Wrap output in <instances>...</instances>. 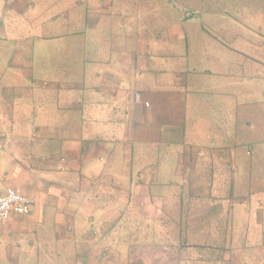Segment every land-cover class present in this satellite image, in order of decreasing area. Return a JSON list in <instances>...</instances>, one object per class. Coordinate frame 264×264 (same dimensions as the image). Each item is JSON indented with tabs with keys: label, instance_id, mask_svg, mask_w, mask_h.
<instances>
[{
	"label": "crops",
	"instance_id": "1",
	"mask_svg": "<svg viewBox=\"0 0 264 264\" xmlns=\"http://www.w3.org/2000/svg\"><path fill=\"white\" fill-rule=\"evenodd\" d=\"M234 1L0 0V193L34 200L0 222V264H264V228L240 244L231 231L230 201L256 194L226 191L231 143L264 120V81L211 97L218 75L222 94L247 84L229 38H264V0Z\"/></svg>",
	"mask_w": 264,
	"mask_h": 264
},
{
	"label": "rangeland",
	"instance_id": "2",
	"mask_svg": "<svg viewBox=\"0 0 264 264\" xmlns=\"http://www.w3.org/2000/svg\"><path fill=\"white\" fill-rule=\"evenodd\" d=\"M226 1L231 3V4L235 3L234 0H226ZM238 2L239 1H236V3H238ZM36 3H37V1H36ZM262 3H263V0H262ZM256 4H258V1H256ZM63 5H64V7H67V5L65 3ZM225 5H228V4H225ZM158 7H162V6H158ZM243 7H244V5L242 3H238V4L234 5V10H236L237 8L241 9ZM183 9L186 10V14H187L188 6L184 5V3L183 4L181 3L182 12H184ZM51 10L54 11L56 14L61 12V10H54V9H51ZM36 11H39V12L43 11V13H44L43 3L39 2V6H37ZM50 14L51 13H50V8H49L48 15H47V17H45V20L43 21L44 23L49 24L48 22L51 20ZM197 15L195 17H197ZM202 20H203V18H199V22ZM258 23L259 22H257V20H254L251 24L258 25ZM262 24H264V21L262 22ZM259 26H261V22H260ZM200 35L202 38H205L204 34H200ZM72 38H73V36L69 40H71ZM189 38L190 39H188V43L193 45L194 44V37L190 36ZM59 40L61 41L62 45H64L66 43V38H61ZM226 40H227V38L225 39V41ZM245 40L246 39H244V38L243 39L233 38L232 40H231V38H229V43L231 45H233L234 47H237L236 49H240V50L244 51V54L239 53V55L242 57V59H240V61L238 63H236V64H239L241 68H237V69L233 68V70H234V72H237V71L240 72L244 69L243 72L246 73L244 76V79L248 78V80L246 81L247 84L246 85L243 84L242 83L243 80H238V79L234 78L236 82L233 83L231 86L226 88V94H222L224 92V88L222 89L221 86L224 85V83L227 81L224 77L222 78L221 75H218L216 77V83L218 86V88H217L218 96L211 94L212 99L217 97L218 103L221 102L220 100H221L222 96L227 95V93L230 94L231 92H233L234 94H237V93L242 92L243 94H246V86L250 90L251 94L260 93L259 89L257 87H260V84L263 83L264 74L262 72L259 73L257 71V69H258L257 67L259 65H262V63H264V38H262V37L257 38V36L254 34H251V36L249 35L248 41H251V43H252L250 46H248V41L245 42ZM257 40H259V41H257ZM13 42H15V43H11V42L7 43V45H6L7 48H5L7 52H10L11 48L19 46L17 41H13ZM257 43H261L260 44L261 48H255L254 46H252V45H257ZM35 44H36V46H38L40 44V42L35 43ZM47 44H49L51 46H58L57 40L49 41ZM217 46H221V45H219V43H218ZM246 54H248V56H245ZM234 56H237V55H234ZM235 59H236V57H235ZM243 66L245 68H243ZM237 81H239V82L241 81V83H239ZM218 103H217V101H213L212 105H217ZM260 106L262 107V103H260ZM211 108H212L213 112L216 111L215 110L216 108H214V107H211ZM238 110H239L238 116H241V114L243 115L246 113L242 106L241 107L238 106ZM219 112L222 114L220 115V118H218V119L222 120L224 117V114L227 111H226V109H223ZM229 116H230V118H227V120L229 119V123H233L234 128H237L236 123H241V122L238 120V118H236V114L235 115L232 114ZM239 119H240V117H239ZM247 119H249L248 122L253 123V126L251 127V132L248 133L249 136L245 135L242 137V135L239 132L238 135L241 138H237L235 141H233L231 143V146H233V152H232V154H233V158H232L233 168L236 169V167H237L239 169V171L234 174V180L229 182L228 189L226 190L229 194H233V196L243 194L246 191L247 192L250 191V192L256 194V195H251V196H255V199H254V202H251L250 204L238 202L236 199H234L233 201H230V203H231L230 217H231V219H233V223H232L233 227H232L231 231L233 232V234L234 233L237 234V240L236 241L239 244L243 241V237H244L242 234H240L241 232H243V231H247L250 233L258 232V231L260 232L264 228V221H262L260 223L258 222V218H259L258 217V208L261 207L264 209V207L258 205V202L262 201L263 206H264V199L261 197V196H264V150L260 149V146H262L264 144V120H263V122H259V124H256V122H255L256 119L254 117H252L251 119L250 118H247ZM247 119H244V122H246ZM244 129H245V127L243 126V130ZM234 136L236 137V135H234ZM247 138H248V140H246ZM235 159H237L236 163H235ZM240 160L242 163H245L246 166L241 165ZM247 167L250 170H247ZM245 208H249L248 216H245ZM254 212L256 214H253ZM257 224H260L259 230L257 228H254V227H257ZM209 234L210 233L208 232L206 234V236L203 238H201V236L197 235L195 238L199 239L200 241H203V240L207 239L206 237ZM233 244H234L233 240H231L230 245H233ZM252 246L259 248V246H256V245H252ZM233 247L236 248L237 246L234 244ZM205 248H207V250L209 251L208 255H214V253L211 251V249L213 248V247H211V245L210 246L205 245ZM238 255L241 257L238 259V261H235V262H238L239 264H246L245 261L249 260L248 258L250 257L249 255H245V254H238ZM258 258H259V256H258ZM258 258L254 261L249 260L250 261L249 263H252V264H253V262L258 263V261H257V260H259ZM208 263H209V261H204V263H202V264H208ZM186 264H201V263H198V262L195 263V262L191 261L190 263L186 262Z\"/></svg>",
	"mask_w": 264,
	"mask_h": 264
},
{
	"label": "built area",
	"instance_id": "3",
	"mask_svg": "<svg viewBox=\"0 0 264 264\" xmlns=\"http://www.w3.org/2000/svg\"><path fill=\"white\" fill-rule=\"evenodd\" d=\"M135 101H141L139 93H135ZM146 105L149 101L144 102ZM34 200L22 193L20 190L7 186L0 193V222L8 220L13 214H28L33 207Z\"/></svg>",
	"mask_w": 264,
	"mask_h": 264
}]
</instances>
